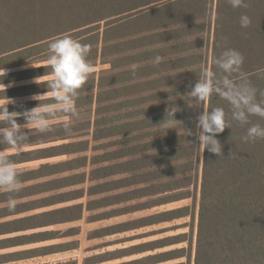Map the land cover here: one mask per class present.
I'll list each match as a JSON object with an SVG mask.
<instances>
[{"label":"trees","instance_id":"1","mask_svg":"<svg viewBox=\"0 0 264 264\" xmlns=\"http://www.w3.org/2000/svg\"><path fill=\"white\" fill-rule=\"evenodd\" d=\"M243 15L251 20L248 27L241 26ZM65 34L90 45L92 66L100 62L110 68L92 72L78 90L80 118L71 134L62 121L45 132L24 129L28 139L20 148L27 149L10 153L19 191L0 189V251L77 236L79 226L62 236L51 227L79 221L86 211L147 198L91 219L97 221L191 198L192 205L96 230L92 238L133 232L114 243L140 242L87 257L84 264L138 255L117 264L183 258L170 264H264V138L243 139L247 127L264 126V118L253 115L249 125H241L218 95L200 103L187 95L202 67L219 75L214 59L235 49L243 56L241 72L256 89L257 101L264 100V0H244L238 8L229 0H0V102L48 91L49 42ZM156 56L162 57L159 64ZM36 78L46 79L37 83ZM25 81L34 82L11 86ZM39 104L32 99L7 107L18 112ZM171 106L177 121L161 123ZM214 107L224 108L230 127L216 134L221 154L205 149L196 134L199 113ZM55 117L66 116L57 113L50 119ZM17 121L26 123L23 115ZM90 135L95 141L117 138L119 148L89 158L83 153L90 141L76 137ZM61 156L68 158L45 162ZM37 161L42 162L35 167H17ZM89 165L93 168L82 170ZM89 181L93 184L81 187ZM9 195L16 200L14 209L7 206ZM87 196L93 198L72 203ZM184 217L198 221L195 243L187 233L149 239L168 230L150 228ZM185 242L188 246L167 249ZM77 248L79 240H71L0 252V264Z\"/></svg>","mask_w":264,"mask_h":264},{"label":"clouds","instance_id":"2","mask_svg":"<svg viewBox=\"0 0 264 264\" xmlns=\"http://www.w3.org/2000/svg\"><path fill=\"white\" fill-rule=\"evenodd\" d=\"M229 3L232 7L238 8L244 4V0H229ZM240 22L242 27H248L251 20L247 15H243ZM90 50V45L82 44L69 34L49 42L47 67L51 70V78L46 81L48 91L33 97L40 101V104L23 113L26 120L24 124L17 121V117L21 115L20 112H9L7 105L10 101L7 104H0V121L4 122V126H0V145H6L12 150L22 147L28 139V133L24 129L35 128L40 132L48 131L51 128L50 118L57 113L66 116L62 121V127L66 133L71 134L74 122L80 118L75 103L78 90L93 71L87 59ZM161 60L162 57L156 56L154 63L159 64ZM213 64L220 74L218 75L217 71L208 67H202L198 82L191 87L187 95L197 103L207 101L213 94L218 95L228 102L232 119L241 125H249V118L253 115L264 118V100L257 101L256 89L241 72L242 54L235 49H226L214 59ZM131 68L135 71L137 65L133 64ZM36 82L41 83L39 78H36ZM49 100L51 103H42ZM171 107L173 110L169 111L170 107L168 108L166 118L161 123L171 125L172 121L176 120L177 110L175 106ZM225 128L230 127L222 107L205 109L196 119V134L199 142L212 153L221 154L223 151V146L216 134L223 132ZM190 135H192L191 131ZM257 138H264V126L259 123L251 124L247 127L243 139L248 141ZM19 188L18 170L10 159V153L0 150V189L11 194L19 191ZM7 206L9 209H14L16 206V200L11 195L7 200Z\"/></svg>","mask_w":264,"mask_h":264},{"label":"rangeland","instance_id":"3","mask_svg":"<svg viewBox=\"0 0 264 264\" xmlns=\"http://www.w3.org/2000/svg\"><path fill=\"white\" fill-rule=\"evenodd\" d=\"M93 67V74L96 73L97 75H99L101 73L102 70L108 69L110 68L109 64H102V63H98L96 66H92ZM46 78H51V76L46 77ZM46 78H41L39 80H44ZM36 81V80H35ZM29 82H34V81H25V82H17L14 83V85L11 86H19V85H23V84H27ZM46 93V92H45ZM44 94V93H41ZM36 95H40V94H34V95H24V96H19V97H14V98H9L6 99L4 101H1L0 104H4V103H8L10 101V103H18V102H23V101H29L32 100L34 96ZM50 96V93H49ZM9 104V103H8ZM26 110H31V109H23L21 111H18L21 113V115H23V113ZM66 117H55L53 119H50V124L51 123H55V122H60L63 121ZM77 139L80 140H89L90 141V149L83 153V154H87L89 156V158H91L94 155L100 154L102 152H105V150H115L117 148H119L118 145H116L114 142L115 140H117V138H108V139H104V140H100V141H95L93 140V136H80V137H76ZM76 138L74 140H76ZM59 143V142H58ZM56 144V143H53ZM118 146V147H117ZM27 148H17L15 150L12 149H6L5 151H9V153L11 152H15V151H20V150H24ZM68 157L66 156H61V157H57V158H52L49 160H45V162H56V161H60V160H65ZM40 162L42 161H37V162H31V163H26V164H21V165H17V167H22V168H30V167H35L38 164H40ZM93 166L89 165L87 168L82 169L83 171H89L90 169H92ZM93 184L92 182H87L85 185H81V187H85L87 188L89 185ZM120 191H124L123 190H119V191H115L113 193H117ZM162 195H159L158 197H154L156 198H161ZM93 197H85L81 200H77L74 201L72 203H78V202H86L88 200H90ZM198 198H200V191L198 192ZM147 200V198H138L135 200H131L127 203H122V204H117V205H113V206H109L106 208H100L97 210H93V211H86L84 214V217L76 222H72V223H67V224H61V225H57V226H53L51 227V229L54 230H59L60 235L62 236L63 233L68 230L70 227L72 226H79L81 228V233L77 236H71V237H60L59 239L56 240H52V241H48L45 243H40V244H31V245H27V246H23V247H19V248H13V249H9V250H3L0 251L1 253H5V252H10V251H15V250H21V249H26V248H32V247H36V246H40L43 244H50V243H60V242H68L71 240H79V248L77 249H72L69 251H65V252H59V253H54V254H50V255H45V256H39V257H32V258H28V259H22V260H17V261H11V262H7L4 264H55L61 261H67V260H71V259H76L79 261V264H84V260L87 257H92V256H100L101 254H105V252L107 251H115L118 250L120 248H123L125 246H130L133 244H137L140 242V240H135V241H131V242H126V243H114L117 242L119 239L124 238L126 236H130L133 234V232L131 233H123V234H116V235H112V236H106L103 238H92L91 236L94 234V232L96 230H99L103 227L106 226H110L113 224H117V223H121V222H126V221H130V220H135L138 218H142L144 216L156 213V212H161V211H166V210H172L175 208H179V207H183V206H188V205H192L193 201L191 198L189 199H183V200H179V201H174L171 203H167L158 207H155L153 209H144V210H139V211H135V212H130L127 214H123V215H117V216H113L111 218L108 219H102V220H97V221H91L92 218H94V216L98 215V214H102L105 211H110V210H115V209H119V208H123L127 205H134V204H138L141 202H145ZM197 219L196 221H194L191 217H184V218H180L171 222H166L163 223L161 225L155 226L152 229H161V228H166L168 229L166 232L161 233L157 236H153L150 237L149 239H156V238H162L165 236H172V235H176V234H180V233H187V238L189 240H193L194 243L196 241V233H197ZM193 225V226H192ZM195 225V230L193 229ZM148 229V230H150ZM147 240V239H145ZM183 246H188V243H182V244H176L173 246L168 247L167 249H174V248H180ZM164 249H162L163 251ZM101 255V256H102ZM142 255H138V256H133V257H128V258H124V259H118V260H112V261H106L104 263H99V264H117L119 262H122L124 260H130L133 258H138L141 257ZM186 259H180V260H175L169 263H165V264H170L173 262H178V261H185Z\"/></svg>","mask_w":264,"mask_h":264}]
</instances>
